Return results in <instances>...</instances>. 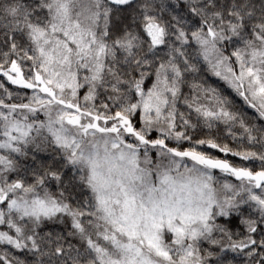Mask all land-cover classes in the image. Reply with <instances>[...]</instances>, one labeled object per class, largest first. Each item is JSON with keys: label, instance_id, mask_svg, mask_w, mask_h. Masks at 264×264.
<instances>
[{"label": "snow or ice", "instance_id": "obj_1", "mask_svg": "<svg viewBox=\"0 0 264 264\" xmlns=\"http://www.w3.org/2000/svg\"><path fill=\"white\" fill-rule=\"evenodd\" d=\"M0 264H264V0H0Z\"/></svg>", "mask_w": 264, "mask_h": 264}]
</instances>
